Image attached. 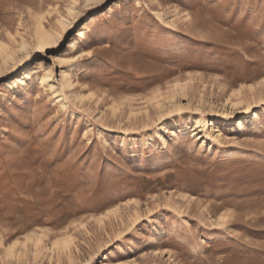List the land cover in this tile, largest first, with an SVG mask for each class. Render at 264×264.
<instances>
[{
    "label": "rangeland",
    "instance_id": "374dc122",
    "mask_svg": "<svg viewBox=\"0 0 264 264\" xmlns=\"http://www.w3.org/2000/svg\"><path fill=\"white\" fill-rule=\"evenodd\" d=\"M0 264H264V0H0Z\"/></svg>",
    "mask_w": 264,
    "mask_h": 264
},
{
    "label": "bare ground",
    "instance_id": "6f19581e",
    "mask_svg": "<svg viewBox=\"0 0 264 264\" xmlns=\"http://www.w3.org/2000/svg\"><path fill=\"white\" fill-rule=\"evenodd\" d=\"M87 1L89 2V1H92V0H87ZM73 10H74V6L70 7V12H72ZM60 20L64 24V28H66V24H67L66 23V21H67L66 20V17L65 16H61ZM78 34L79 35H82L83 34V31L82 30H79ZM36 35H37V44L38 45H41V46L42 45L43 46H47V45H50V44L57 43L59 41V37H58L59 35H57L55 32H52L50 30H46V28L43 25L40 26L37 29ZM78 43H79V39L75 36L70 41L69 48H72L73 49L72 51L77 50ZM18 46H19V49L21 51L28 50V48H29V44L25 40H22L19 43ZM2 48H4L5 51H6V53L4 54V60H5L6 63H8L10 61H16L17 60V56H16V53L14 51L8 49L5 45ZM23 58L24 57H21V60ZM68 75H69L68 73H65L63 75V78H64V86L71 87L73 85V82L68 78ZM52 76H53L52 70L51 69L50 70H47V74L45 76V80L47 79L48 81H50ZM29 77H31V70L30 69H28L27 71H25L24 74H23V76H15L14 77V80L11 81V84L12 85H15L19 81L25 82L26 79L29 78ZM65 242H66V244L69 243L68 240H66Z\"/></svg>",
    "mask_w": 264,
    "mask_h": 264
}]
</instances>
